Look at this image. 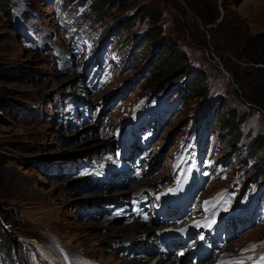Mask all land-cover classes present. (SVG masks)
Returning a JSON list of instances; mask_svg holds the SVG:
<instances>
[{
	"label": "rangeland",
	"instance_id": "1",
	"mask_svg": "<svg viewBox=\"0 0 264 264\" xmlns=\"http://www.w3.org/2000/svg\"><path fill=\"white\" fill-rule=\"evenodd\" d=\"M112 1L9 0L6 12L0 0V226L13 258L45 264L27 243L32 240L59 264H139L128 260L135 249L114 247L115 239L142 229L116 231L125 224L117 212L136 210L119 199L129 186H139L138 199L153 193L160 207L180 185L168 204L193 210L204 225L218 223L229 233L228 252L209 264H256L259 252L258 264H264V192L253 186L264 167V145L250 155L264 137V110L247 101L264 84V66L250 61L264 58V48L248 57L242 51L247 39L264 38V0H209L205 10H215L216 23L225 24L231 48L224 64L213 45L204 44L203 36L211 41L217 30L204 28L190 8L199 0H184L188 6L183 0H131L130 9L148 2L163 18L156 25L133 18L128 31L126 23L115 24L133 10H108ZM102 8L103 18L97 15ZM159 27L166 39L161 44L187 61L176 78L185 75L182 98L191 99L180 105L173 101L176 90L162 98L157 90L162 76L153 60L160 46L146 36ZM118 33L122 40L115 42ZM146 48L153 54L141 52L140 62H131L132 50ZM197 78L202 98L188 91ZM222 107L229 116L245 115L233 130L241 138L233 152L226 140L232 134L214 136L209 126L210 115L214 120ZM194 117L202 118L198 128L191 125ZM128 176V185L106 189ZM227 192L229 210L214 216V199ZM254 205L261 206L256 218ZM150 222L161 230L155 219ZM152 241L143 239L138 247Z\"/></svg>",
	"mask_w": 264,
	"mask_h": 264
},
{
	"label": "trees",
	"instance_id": "2",
	"mask_svg": "<svg viewBox=\"0 0 264 264\" xmlns=\"http://www.w3.org/2000/svg\"><path fill=\"white\" fill-rule=\"evenodd\" d=\"M8 1L9 0H4V2L2 3L3 5V9L4 11H8ZM185 1H189L191 2V0H185ZM185 1L183 0V2L185 3ZM197 1V0H196ZM209 0H199V3L197 5H191L190 8L192 9V11L194 13H196V18L202 22V26L204 28L209 27L211 30L213 29L214 31H216L217 35L214 33V35L212 34V39L211 41L206 39V36H203V41L204 44L206 45L207 43L212 44L214 49H216V53L218 52V58L220 60V62L222 64H224V62L227 60L225 58V55L229 54V49L227 47V43L225 41V24L223 22H219L216 23V19H217V14L215 12V10H213L211 8L210 11L207 12L206 7L209 6L210 4ZM186 6L190 5L189 3H185ZM132 7V3L131 0H113L112 4H110L108 6V10H111L112 8H117L121 11H127V10H133L131 13V17L130 18H126L124 19H118V21L116 22V26L122 24V23H126L123 26V30L128 31L131 27V22L132 19H138L139 21H143V20H148L150 23H152L153 25H156L162 18H163V13L161 11H158L155 8L151 7V3H141L140 5H138V8L136 10L134 9H130ZM104 8H102L100 11L97 12V15L100 17H105L106 14L104 12ZM5 12V13H6ZM130 21V22H128ZM161 27H159L158 32H154V31H149V34H147V38H149V41L151 42V46L152 44H157L160 46V49H158V53L157 56L154 58L153 61L156 62V66H154V68H156V70H158V72L161 74L162 76V85L164 86L167 83H169L170 85H177L178 83H183L184 79H185V75H181L179 78H176V76L178 74L181 73V70L178 71L182 66H184L185 64H187V61L184 60L181 57H178L172 50L170 45H163V41L166 40L165 37H162V31L160 29ZM208 30V29H206ZM239 33V32H238ZM237 36V35H236ZM118 41L122 40V37L119 35L117 37ZM161 42L163 44H161ZM203 43V42H202ZM125 46H129V43L125 44ZM264 48V38L262 36H255L252 38L247 39L245 45L243 46L242 51L247 52V57L255 54L256 51H258L259 49ZM143 52L145 54H149L152 55V49L147 50V48L145 50L142 49H138L137 51H134V56L136 57L138 55V52ZM241 51V50H240ZM241 51V52H242ZM237 52L234 53V56L239 57L237 55ZM240 53V52H238ZM256 55V54H255ZM250 58V57H249ZM156 59V60H155ZM250 61L256 65L260 64L264 66V58L262 57H251ZM238 80V79H237ZM237 80L235 81V85L237 86L238 89H236V91L240 92V89H242V85H238ZM164 81V82H163ZM201 78H197L194 82L191 83V85L188 87V91L190 92L189 94H193L192 96L195 97H201V91H202V87H200L201 85ZM168 87V86H167ZM166 87V88H167ZM240 87V88H239ZM183 97V94H182ZM189 99H191V97L189 96L188 99L184 100V98H182V100H184L185 102H188ZM248 103L250 105L259 107L261 110H264V84L259 86V89L254 90V92H251L250 94V99L247 100ZM214 120H212L211 126L214 129H218L219 133L221 135L222 138H225L229 135V137L226 138V140L233 146H235V144L239 141L240 137L237 135L236 132H234L233 134V130L234 127L237 124H240L243 122L245 115H242L240 117H233V116H229L226 114L224 108L222 107L221 109H219L217 111V113L214 115ZM226 130V131H225ZM264 145V137L261 139H259L258 141L254 142L251 146L250 149V155L253 156L254 153L260 149H262V146ZM15 145H13L14 147ZM0 157L2 158V160L0 159V164L4 165L5 163V157L4 155H2V153H0ZM260 175L262 176V179H264V167L260 170ZM5 210L3 207H0V215H4ZM0 249L3 253H5L7 256H9L10 252L12 251L13 247L12 245L9 243V240L7 239V237L3 234V229L0 226Z\"/></svg>",
	"mask_w": 264,
	"mask_h": 264
},
{
	"label": "bare ground",
	"instance_id": "3",
	"mask_svg": "<svg viewBox=\"0 0 264 264\" xmlns=\"http://www.w3.org/2000/svg\"><path fill=\"white\" fill-rule=\"evenodd\" d=\"M94 137V136H93ZM92 137V138H93ZM93 144L92 143V147H93ZM158 160V163H159V159H156L155 162H154V165H156V161ZM129 165V164H127ZM127 179H129V177H127ZM122 185H127V180L123 182ZM115 187H118V185H114ZM111 187L113 186H108L106 187V189H110ZM141 192V187L139 186H136V187H130L128 188V190L126 191V196L122 197L120 200H127L129 197H132L134 196L136 193H139ZM150 196V195H149ZM127 203V201H126ZM140 205V204H139ZM142 207V205H140ZM149 210V207H143L142 209V212H146ZM189 216V215H187ZM134 217V216H132ZM122 219L126 221V223L124 225H122L123 227H119L116 229L117 232H119L120 230H126L128 228H133L134 230L137 229V228H140L142 227V229H139V231H136L135 233H131V235H129L128 237L124 238L123 240H119L116 239L114 240L115 244L114 246H120L122 244H130L129 245V249H136L137 245L142 241V239H150L149 235L145 236L144 235V231H152L153 229L148 227V224L149 221H132V220H129L127 216L122 217ZM89 227H91L92 225H88ZM195 233L191 234L189 239V245L186 246L185 244H182V243H177V246L183 250V252H187V254H190L191 253V248L194 246L195 244V241H194V238H193V235ZM113 235H116V234H113ZM151 236V234H150ZM27 243H30L39 253L41 259L46 263V264H59L58 260L55 258V256L51 253L50 250H48L46 247H44L42 244H40L38 241L34 242L32 240H28ZM137 252H135V255L133 258H130L129 261H134V263H136L138 261L139 264H145L147 262V258H146V254L138 249H136ZM226 251V248L223 249V253ZM165 252V248L163 247L161 249V253H164ZM178 258V255L175 256V259ZM151 261V260H150ZM149 261V262H150ZM161 262H157L156 264H160ZM150 264H152V261L150 262ZM165 264V263H163ZM184 264H187V262H185Z\"/></svg>",
	"mask_w": 264,
	"mask_h": 264
}]
</instances>
